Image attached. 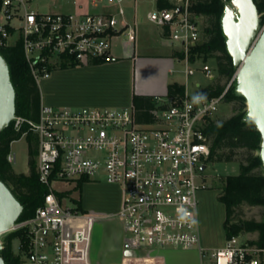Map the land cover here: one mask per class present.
<instances>
[{
	"label": "built area",
	"instance_id": "1",
	"mask_svg": "<svg viewBox=\"0 0 264 264\" xmlns=\"http://www.w3.org/2000/svg\"><path fill=\"white\" fill-rule=\"evenodd\" d=\"M50 4L48 11L41 6ZM134 0H1L0 47L22 45L35 81L53 71L113 60V40L129 42L135 31L127 20L126 5ZM170 8L146 15L156 27L169 30V40L180 45L189 67L191 50L201 40L200 17L192 11L196 0H170ZM72 5V11L63 10ZM108 8L99 12L85 10ZM181 11L177 13V9ZM264 14H261V17ZM264 29V23L262 24ZM212 78V70L203 66ZM192 75L194 71L188 69ZM235 77L215 98L202 95L171 103L153 111L155 121L139 124L133 107H53L41 105L37 122L16 117L19 131L27 123L37 139V173L47 188L44 204L35 214L15 224L8 233L22 231L26 248L18 253L25 264H93L92 238L99 216L79 207L63 205L57 183H105L122 191L118 218L126 233L125 248L197 249L200 264H264V248L226 239L213 251L202 246L200 195L209 188L204 172L211 156L205 135ZM170 100L158 99V107ZM9 163L16 161L8 156ZM206 167L204 171L201 169Z\"/></svg>",
	"mask_w": 264,
	"mask_h": 264
},
{
	"label": "trees",
	"instance_id": "2",
	"mask_svg": "<svg viewBox=\"0 0 264 264\" xmlns=\"http://www.w3.org/2000/svg\"><path fill=\"white\" fill-rule=\"evenodd\" d=\"M231 0H196L192 6L195 15L208 17L210 27L205 30L208 41L191 50L190 61L215 55L217 63L218 79H216L203 92L205 98L220 96L225 90L226 84L233 78L236 70L233 61L226 48V38L222 32L221 17L224 14L227 2ZM259 14L264 13V0H253ZM161 7L170 8L165 0H159ZM1 5V0H0ZM264 15L262 16V24ZM0 53L6 60L11 75V81L16 90V116L27 121L37 122L40 117L42 105L41 92L37 81L31 74L24 58L23 48L20 43L15 46L0 47ZM182 58V55L179 54ZM98 62L95 64H101ZM69 68V67H68ZM67 67L63 69H68ZM73 68V67H70ZM226 80V84L222 81ZM186 97L185 87L177 83L170 84L168 94L164 102L158 107L157 98L135 96L133 109L139 124H150L155 121L153 111L157 108L167 109L171 103L181 101ZM226 102H239V107L234 109V115L222 122L207 119L205 135L211 146L209 163L225 162L238 163L236 156L240 150L247 154L245 163L240 162V173L235 176H227L222 179V192L218 194V200L225 206L226 218L224 230L226 238L239 236L243 233H257L256 240L249 242L264 248V218L262 221H234L237 208L247 204L250 206L264 207V167L260 158L262 138L253 122H246L247 105L243 98L235 95V84L225 96ZM25 137L29 152V174H18L8 161L11 153V145ZM38 154L36 136L29 131L27 123H24L19 131L14 128V122L0 133V180H2L13 192L23 206V213L19 221L32 217L36 210L44 204L47 188L40 183L37 173ZM258 170V172H256ZM82 186L80 185L79 188ZM79 207L83 209L81 202ZM3 249L0 253L6 264H25L22 255L15 253L14 241L19 240L23 248H26V237L22 231L4 234L1 238Z\"/></svg>",
	"mask_w": 264,
	"mask_h": 264
},
{
	"label": "crops",
	"instance_id": "3",
	"mask_svg": "<svg viewBox=\"0 0 264 264\" xmlns=\"http://www.w3.org/2000/svg\"><path fill=\"white\" fill-rule=\"evenodd\" d=\"M80 1L86 4L88 0ZM151 3V10L166 8L160 6L159 0H152ZM140 4V0H134L126 5L127 20L135 31V40L129 42L124 35L114 39L112 43L113 60L110 62L53 71L49 79L38 83L42 104L53 107L125 108L133 107V99L135 96L154 97L158 99L166 98L170 84L177 83L184 86L186 95L189 97L201 95L202 92L210 86H206L196 94L189 92L188 81L195 75V71L191 68L193 62L190 61L189 67L186 65L183 61V56L182 58L179 57V54H181L180 45L173 44L169 40V30L156 27L149 23L146 15L151 10L144 15L140 14V12H138ZM102 9L103 8L88 9L85 5L86 11L99 12ZM103 10L109 9L104 8ZM176 64L185 65V77L183 81L171 78L175 72ZM188 69H192L194 73L189 75L187 73ZM212 75V78L205 76L209 78V80L215 81V74L212 73ZM122 81H124L125 87L122 86ZM71 85H73L75 90L71 89ZM194 85L196 88H201V83L199 81L195 82ZM114 86L122 87V91H119L121 93V99L117 101L119 103L100 106L103 105L102 103H105L100 98L101 89L103 87L113 89ZM68 87L72 90V93L70 92L69 96L60 97L59 93L61 90L67 89ZM106 103L114 102L107 101ZM90 184L94 183H85L83 186ZM118 190L121 194V208L122 191L119 188ZM200 197L202 198V206H205L206 200L209 198L208 193L204 191L201 193ZM120 208L113 210L110 214H116ZM83 209L89 212L84 207ZM92 213L100 215L98 213ZM200 224L201 240L204 248L213 251L225 244L227 239L225 230L223 239L217 244H211L210 237L203 234L201 218ZM175 250L177 249L144 250L141 251L144 254H141L137 262L141 264H176L175 261L178 260L179 264H185L191 259L195 264H198L200 255L197 250H186L188 254L185 256L176 255Z\"/></svg>",
	"mask_w": 264,
	"mask_h": 264
},
{
	"label": "rangeland",
	"instance_id": "4",
	"mask_svg": "<svg viewBox=\"0 0 264 264\" xmlns=\"http://www.w3.org/2000/svg\"><path fill=\"white\" fill-rule=\"evenodd\" d=\"M151 1L152 0H140L141 4L139 5L138 12L144 15L149 10H151ZM167 1L169 4L171 3L170 0ZM49 7L50 4L47 2L45 5L41 6V10L48 11ZM63 10L72 11L73 6H66ZM224 14H222L221 17V27ZM200 18V26L202 31L199 45L208 41L209 37L205 33V30L210 27L208 17L201 15ZM219 54V52H216L211 57ZM211 57L209 56L206 59L201 57L197 59L195 63L191 64V68L195 71V75L191 77L190 81H188V89L190 93L196 94L200 90H203L206 86L211 85L214 82L213 80H209V78L205 76L203 72L204 64L208 65L212 70V73L215 74V80L218 79L216 59ZM184 70V64H176L175 72L171 76V78L174 80L183 81L185 77ZM197 81L201 83V88L195 87L194 84ZM222 84H226V80H223ZM122 86L125 87L124 81H122ZM71 89L75 90L73 85H71ZM120 90L122 91V87L120 86H114L113 89L103 87L101 89L102 94L100 93V98L105 103H102L103 105L100 106H107L108 104H118L119 102L117 101L121 99V93L119 92ZM70 92L72 93V90H70L68 87L67 89L61 90L59 96H69ZM107 101L114 103H106ZM239 105V102H226L221 104L218 112L213 116L212 120L217 123L226 121L234 115V109L239 107ZM11 154L15 155L16 157L15 163L12 164L14 171L18 174H29V152L27 139L25 137L21 138L19 141H15L12 143ZM246 156V152L244 150H240V152L236 156V160L238 161V163L208 162L207 164V169L204 172V176L207 179L209 185V188L205 191V193H208L209 198L206 200L205 206H202V198L200 197L199 217L202 221L203 234L207 237H210L211 244H217L224 237L223 224L226 218V209L225 206L217 198L218 194L222 192V179L227 176L238 175L240 173L239 163H245ZM256 172H258V170H256ZM54 188L61 194H63L64 192L69 193L63 196V205L71 206L74 202L82 201L83 207L89 212L98 213L101 216H108V218L99 220L94 227L91 248V260L93 264H141L140 262H137V260L140 258L141 254L144 253L125 248L127 236L123 229V225L118 218L111 217L110 214V212H112L113 210H117L118 208H120L121 194L118 188L107 185L105 183L85 185L81 188H79L76 183H57ZM263 218L264 207L250 206L247 204H244L237 208L234 214L235 222L251 220L259 222L262 221ZM239 237L241 241H250L256 240L258 238V234L243 233L240 234ZM18 248L19 240H15V253H18ZM160 250H174V248H165ZM175 251V254L180 256H185L188 254L186 250L182 249H177ZM175 262L176 264H179L178 260H176ZM185 264L195 263L190 259ZM198 264H200L199 259Z\"/></svg>",
	"mask_w": 264,
	"mask_h": 264
},
{
	"label": "water",
	"instance_id": "5",
	"mask_svg": "<svg viewBox=\"0 0 264 264\" xmlns=\"http://www.w3.org/2000/svg\"><path fill=\"white\" fill-rule=\"evenodd\" d=\"M181 11L179 7L177 13ZM226 48L236 70L235 95L247 105L246 122H253L261 134L260 158L264 167V29L253 0H231L222 18ZM16 90L10 69L0 53V133L16 119ZM206 167L201 170L204 171ZM23 206L0 180V253L2 236L10 232L23 213ZM0 264H6L0 255Z\"/></svg>",
	"mask_w": 264,
	"mask_h": 264
}]
</instances>
